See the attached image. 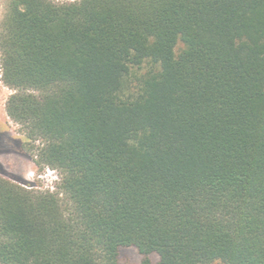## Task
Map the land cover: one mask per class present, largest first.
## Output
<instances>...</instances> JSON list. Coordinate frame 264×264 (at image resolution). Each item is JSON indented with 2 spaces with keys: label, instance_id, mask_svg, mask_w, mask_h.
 I'll return each mask as SVG.
<instances>
[{
  "label": "trees",
  "instance_id": "trees-1",
  "mask_svg": "<svg viewBox=\"0 0 264 264\" xmlns=\"http://www.w3.org/2000/svg\"><path fill=\"white\" fill-rule=\"evenodd\" d=\"M0 65L59 174L0 176V264H264V0H10Z\"/></svg>",
  "mask_w": 264,
  "mask_h": 264
},
{
  "label": "rangeland",
  "instance_id": "rangeland-1",
  "mask_svg": "<svg viewBox=\"0 0 264 264\" xmlns=\"http://www.w3.org/2000/svg\"><path fill=\"white\" fill-rule=\"evenodd\" d=\"M9 2L10 0H0V27L6 17ZM1 73L0 65V176L26 188L57 192L58 172L51 168H40L34 163L20 125L6 113L5 103L13 90L2 82ZM149 257L154 263L158 260L157 254L152 253ZM141 259L142 256L134 247H122L119 250L118 264H140Z\"/></svg>",
  "mask_w": 264,
  "mask_h": 264
}]
</instances>
